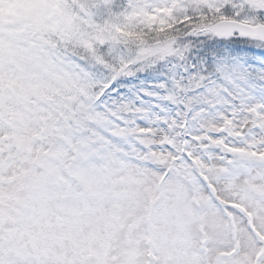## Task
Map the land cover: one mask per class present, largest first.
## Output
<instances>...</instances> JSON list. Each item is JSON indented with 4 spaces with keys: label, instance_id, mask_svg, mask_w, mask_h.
<instances>
[{
    "label": "snow or ice",
    "instance_id": "1",
    "mask_svg": "<svg viewBox=\"0 0 264 264\" xmlns=\"http://www.w3.org/2000/svg\"><path fill=\"white\" fill-rule=\"evenodd\" d=\"M0 264H264V0H0Z\"/></svg>",
    "mask_w": 264,
    "mask_h": 264
}]
</instances>
